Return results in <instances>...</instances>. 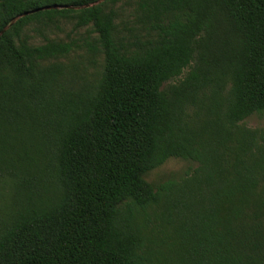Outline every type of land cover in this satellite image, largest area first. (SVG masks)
Wrapping results in <instances>:
<instances>
[{
    "label": "trees",
    "instance_id": "16d2710c",
    "mask_svg": "<svg viewBox=\"0 0 264 264\" xmlns=\"http://www.w3.org/2000/svg\"><path fill=\"white\" fill-rule=\"evenodd\" d=\"M95 1L0 0L74 6L0 34V264H264V0Z\"/></svg>",
    "mask_w": 264,
    "mask_h": 264
},
{
    "label": "rangeland",
    "instance_id": "374dc122",
    "mask_svg": "<svg viewBox=\"0 0 264 264\" xmlns=\"http://www.w3.org/2000/svg\"><path fill=\"white\" fill-rule=\"evenodd\" d=\"M245 123L251 127L264 126V115L254 114L245 119ZM196 165L195 162L181 158L170 157L160 166L154 168L147 175V179L153 183H160L169 178H177Z\"/></svg>",
    "mask_w": 264,
    "mask_h": 264
},
{
    "label": "water",
    "instance_id": "95a60500",
    "mask_svg": "<svg viewBox=\"0 0 264 264\" xmlns=\"http://www.w3.org/2000/svg\"><path fill=\"white\" fill-rule=\"evenodd\" d=\"M101 1H104V0H97L93 3H90V4H87L86 6L88 5H92V4H95V3H99ZM63 7H74V6H70V5H46V6H41V7H38L36 9H33V10H29V11H26L24 13H22L21 15H18L16 16L7 26H5L1 31H0V34L11 24L13 23L17 18L21 17V16H25V15H28V14H31L33 12H36V11H39V10H44V9H50V8H63Z\"/></svg>",
    "mask_w": 264,
    "mask_h": 264
}]
</instances>
